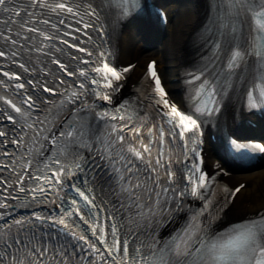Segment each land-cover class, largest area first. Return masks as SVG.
<instances>
[{
	"label": "bare ground",
	"instance_id": "obj_1",
	"mask_svg": "<svg viewBox=\"0 0 264 264\" xmlns=\"http://www.w3.org/2000/svg\"><path fill=\"white\" fill-rule=\"evenodd\" d=\"M159 1L164 2L169 13L162 33L152 39L149 45H145L141 38L142 27L129 14L117 27L116 55L119 59L136 58L133 70L129 74V79H132L142 68L141 62L144 61L145 56L154 54L157 57V65L162 69L167 80L166 84L170 85L176 80L171 81L169 77L176 73L177 66L194 40V35L190 33L202 19L203 6L202 0ZM175 3L177 7L174 9ZM228 117L232 118L230 109L226 110V120ZM232 122L233 118L229 123ZM212 157L210 148L207 147V158L211 160ZM227 178L235 181L244 179V183L237 189L231 203L226 207L223 221L264 206V155L259 156L256 164L250 168L233 169Z\"/></svg>",
	"mask_w": 264,
	"mask_h": 264
}]
</instances>
